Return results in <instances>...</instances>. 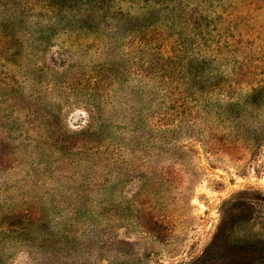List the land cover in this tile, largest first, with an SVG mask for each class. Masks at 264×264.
<instances>
[{"label": "rangeland", "instance_id": "374dc122", "mask_svg": "<svg viewBox=\"0 0 264 264\" xmlns=\"http://www.w3.org/2000/svg\"><path fill=\"white\" fill-rule=\"evenodd\" d=\"M0 264H264V0H0Z\"/></svg>", "mask_w": 264, "mask_h": 264}]
</instances>
